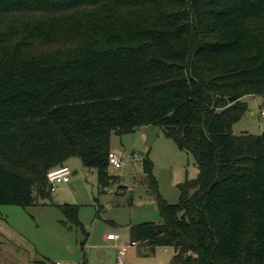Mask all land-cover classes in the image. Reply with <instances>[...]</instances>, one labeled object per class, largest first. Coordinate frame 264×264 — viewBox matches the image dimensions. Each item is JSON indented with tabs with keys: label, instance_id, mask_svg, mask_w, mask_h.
<instances>
[{
	"label": "trees",
	"instance_id": "16d2710c",
	"mask_svg": "<svg viewBox=\"0 0 264 264\" xmlns=\"http://www.w3.org/2000/svg\"><path fill=\"white\" fill-rule=\"evenodd\" d=\"M246 96L264 97V0H0V207L50 199L71 158L104 191L111 136L158 126L199 173L176 204L147 175L161 221L130 242L172 248L169 264H264V132L232 133Z\"/></svg>",
	"mask_w": 264,
	"mask_h": 264
},
{
	"label": "rangeland",
	"instance_id": "374dc122",
	"mask_svg": "<svg viewBox=\"0 0 264 264\" xmlns=\"http://www.w3.org/2000/svg\"><path fill=\"white\" fill-rule=\"evenodd\" d=\"M247 112L233 125V135H260L264 132V97L246 96L241 100ZM120 152L122 169L108 167L117 182L100 191L95 169L85 168L78 158L66 163L72 174L67 184L59 185L50 199L31 207H0V264H115L117 250L104 237L120 236L130 242L128 227L141 223H160L155 202L147 189L148 178L142 168L146 160L158 192L167 204H176L178 185L196 180L194 158L179 151L158 126L134 130L123 136H111V150ZM75 172V173H74ZM78 207L75 226L65 219L57 205ZM118 242L117 244H120ZM172 248L148 250L138 245L128 249L127 264H169Z\"/></svg>",
	"mask_w": 264,
	"mask_h": 264
},
{
	"label": "built area",
	"instance_id": "2783aa9c",
	"mask_svg": "<svg viewBox=\"0 0 264 264\" xmlns=\"http://www.w3.org/2000/svg\"><path fill=\"white\" fill-rule=\"evenodd\" d=\"M260 117L264 118V110L261 111ZM120 156V153H117L116 151H109L107 156L108 167L122 169L124 164L121 161ZM71 174V170L65 165L50 170L46 174L50 192L54 193L59 185L67 184L70 181ZM106 241L114 243L117 250V260L115 264H127L123 261V257L126 256L128 249L138 246L135 242L121 243L120 236L117 234H108L106 236ZM118 242H120V244H117Z\"/></svg>",
	"mask_w": 264,
	"mask_h": 264
},
{
	"label": "water",
	"instance_id": "95a60500",
	"mask_svg": "<svg viewBox=\"0 0 264 264\" xmlns=\"http://www.w3.org/2000/svg\"><path fill=\"white\" fill-rule=\"evenodd\" d=\"M142 168H143L144 174L149 175L151 173V169H150L149 164H148V162L146 160H143Z\"/></svg>",
	"mask_w": 264,
	"mask_h": 264
},
{
	"label": "crops",
	"instance_id": "0c3cea01",
	"mask_svg": "<svg viewBox=\"0 0 264 264\" xmlns=\"http://www.w3.org/2000/svg\"><path fill=\"white\" fill-rule=\"evenodd\" d=\"M117 153H120V152H118V151H116ZM75 173V172H74ZM130 227V226H129ZM129 227L127 228V229H129ZM107 236V235H106ZM106 236L104 237V239L106 240ZM174 254H175V252H174ZM173 254V255H174Z\"/></svg>",
	"mask_w": 264,
	"mask_h": 264
}]
</instances>
